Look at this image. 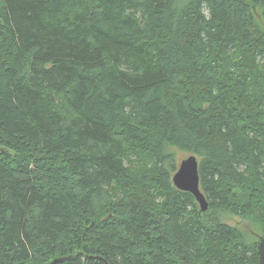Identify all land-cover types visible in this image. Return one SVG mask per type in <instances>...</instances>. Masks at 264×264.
I'll return each instance as SVG.
<instances>
[{"label":"trees","instance_id":"16d2710c","mask_svg":"<svg viewBox=\"0 0 264 264\" xmlns=\"http://www.w3.org/2000/svg\"><path fill=\"white\" fill-rule=\"evenodd\" d=\"M263 233L264 0H0V264H259Z\"/></svg>","mask_w":264,"mask_h":264},{"label":"water","instance_id":"95a60500","mask_svg":"<svg viewBox=\"0 0 264 264\" xmlns=\"http://www.w3.org/2000/svg\"><path fill=\"white\" fill-rule=\"evenodd\" d=\"M198 159L194 154H189L182 158L172 175L174 186L182 191L191 193L201 212L208 208V201L199 186ZM108 218V215L104 219ZM256 251L259 264H264V233L260 235L256 242ZM61 259H54L50 264H55Z\"/></svg>","mask_w":264,"mask_h":264},{"label":"rangeland","instance_id":"374dc122","mask_svg":"<svg viewBox=\"0 0 264 264\" xmlns=\"http://www.w3.org/2000/svg\"><path fill=\"white\" fill-rule=\"evenodd\" d=\"M174 153H175L174 154V162H175V165H177L180 162V160L182 158H184L186 155H185L184 152H182V151H180L178 149H175ZM224 220L227 223H229V224L238 225L241 228H244V227H246L248 225V221L247 220L241 219V218H239V217H237L235 215H231V214H225L224 215Z\"/></svg>","mask_w":264,"mask_h":264}]
</instances>
